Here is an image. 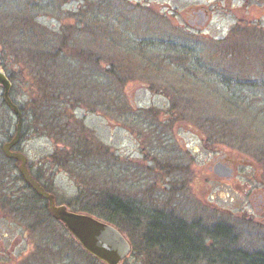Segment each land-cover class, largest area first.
Wrapping results in <instances>:
<instances>
[{"label": "rangeland", "instance_id": "374dc122", "mask_svg": "<svg viewBox=\"0 0 264 264\" xmlns=\"http://www.w3.org/2000/svg\"><path fill=\"white\" fill-rule=\"evenodd\" d=\"M24 1L49 38L68 35L66 60L74 64L80 51L88 60L74 65L82 70V90L69 96L79 100L74 107L65 88L55 94L37 81L36 70L21 66L14 67V94H8L22 110L19 149L30 165L41 167L57 202L96 216L99 200L113 195L142 212L135 225H121L131 244L121 264H146L139 236L154 211L209 229L228 226L235 248L264 252V209L254 202L264 195V14L260 28L241 30L221 19L222 11H212L208 25L191 30L184 9L210 7L213 0L162 1L175 12L149 5L143 11L126 0L99 15V28L90 15L72 11L77 1ZM8 3L0 0V8ZM73 26L78 37L67 32ZM108 63L120 85L100 81ZM2 93L0 86V143L17 121L1 104ZM58 113L62 119L51 125ZM219 153L234 168L229 178L213 173ZM40 215L18 220V250L26 261L102 264ZM28 224L35 227L22 241ZM4 229L0 223V237Z\"/></svg>", "mask_w": 264, "mask_h": 264}, {"label": "trees", "instance_id": "16d2710c", "mask_svg": "<svg viewBox=\"0 0 264 264\" xmlns=\"http://www.w3.org/2000/svg\"><path fill=\"white\" fill-rule=\"evenodd\" d=\"M8 2L9 7L0 8L5 12L4 15L0 13V68L12 82L10 93L14 94L17 74L14 67L21 66L22 69L36 70L37 81H44L52 92H56L55 94H59L60 89L65 88L68 94L65 97L74 107L79 100L75 97L71 100L69 96H75L82 90L79 89L81 86L79 72L82 70H77L74 65L88 60L82 58L80 51L75 55L80 59L74 64L70 63L66 60L68 55L65 53L67 49L69 50L66 39L68 35H60L58 39L49 38L47 29L35 22L34 18L37 16L31 12L28 2L24 0ZM73 28L75 27H69L67 32H74L72 35L78 37L79 34L76 33L78 30ZM100 69L105 73L102 77L99 76L103 85L111 87L115 82L120 85L121 78L111 63ZM1 104L10 110L3 99ZM19 110L22 111L20 107ZM30 114L32 116L33 113ZM60 115L58 113L50 117L51 125L59 124V120L62 119ZM57 128L60 127H52ZM22 131L23 127L20 135ZM48 133L54 136L52 131L48 130ZM128 205L116 196H103L99 200L98 211L94 214L96 218L114 225L122 232V224L135 225L138 223V215L142 213L137 214V210ZM88 211L91 213V210L87 209ZM139 237L141 244L138 253L146 257V264H264V252H249L233 246L235 237L228 226L215 225L209 229L198 222L188 223L160 211L148 214Z\"/></svg>", "mask_w": 264, "mask_h": 264}, {"label": "flooded vegetation", "instance_id": "af4514ba", "mask_svg": "<svg viewBox=\"0 0 264 264\" xmlns=\"http://www.w3.org/2000/svg\"><path fill=\"white\" fill-rule=\"evenodd\" d=\"M68 1H77L72 11L82 16L84 14L90 15L92 25H98L99 28L101 27L99 15L110 12L115 4L123 5L126 3V0H67L64 4L68 3ZM158 1L159 0H131L129 1V5L141 7V10L143 11L149 5L151 7H156L157 10L165 8L169 12H175L176 7L171 5L170 2L164 3L162 2L163 0ZM169 1H175L177 4L179 3V0ZM219 10L220 12L222 11L221 19H227L229 24L234 28L236 27L241 30L246 28L258 29L261 27L260 14H264V0H213L210 7L192 4L184 9L183 22H185L186 27L191 30H200L210 23L212 19L211 12ZM179 26L180 24H178V27ZM17 122L18 120L13 129L11 127L6 128L9 137L7 136L4 138V141L0 143V163H2L0 166V223L2 224V227L5 228L2 237H0V264H30V262L26 261L27 258L25 259V251L20 256L18 250L21 244V238L18 233L20 227L18 220L20 217H30L33 213L38 211L41 214L40 217L43 219L50 218L63 227L60 221L54 220L50 215L48 211V200L39 195L21 175L20 170L18 169L21 165V160L15 157H9L4 152V148L6 147L9 152L17 154L23 153L19 149L21 142V127L19 129L18 139L14 140L17 132ZM12 130L13 134L10 136ZM23 155L25 154L23 153ZM219 155L220 153L213 158V166L217 163L223 164L230 167L233 174L234 168L224 160L222 155ZM27 158L28 157L25 156V165L31 179L38 182L41 189L55 196L50 189L49 183L42 179V173L39 171L41 167H33L30 165ZM55 202L58 205L63 204L58 203L57 199H55ZM254 202L257 205V210L264 209L263 194H257L254 198ZM64 205L68 207L67 204ZM68 209L71 210L69 207ZM2 221L5 223H2ZM27 227L28 228L23 231L22 241H27V231L35 226L28 224ZM30 246H32V244L28 243L27 248H30Z\"/></svg>", "mask_w": 264, "mask_h": 264}, {"label": "water", "instance_id": "95a60500", "mask_svg": "<svg viewBox=\"0 0 264 264\" xmlns=\"http://www.w3.org/2000/svg\"><path fill=\"white\" fill-rule=\"evenodd\" d=\"M0 86L3 90L2 97L4 103L18 120L17 132L14 137V140H17L21 126V112L8 95L12 88V82L1 68ZM4 152L9 157H15L21 160V165L18 169L25 181L29 183L39 195L48 200V211L52 218L62 223L67 232L87 254L102 264H121L129 255L131 245L126 236L117 227L91 214L74 212L68 209L64 204H56L54 199L55 196L41 189L39 183L31 179L26 169L25 155H23V153L17 154L9 152L6 147L4 148ZM213 173L220 178H229L232 175V169L217 163L213 166Z\"/></svg>", "mask_w": 264, "mask_h": 264}]
</instances>
